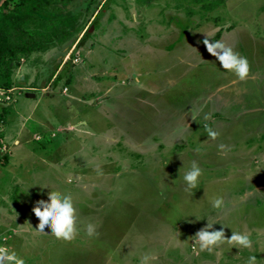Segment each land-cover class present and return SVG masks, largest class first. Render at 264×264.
<instances>
[{"label":"rangeland","instance_id":"374dc122","mask_svg":"<svg viewBox=\"0 0 264 264\" xmlns=\"http://www.w3.org/2000/svg\"><path fill=\"white\" fill-rule=\"evenodd\" d=\"M159 1L155 5L159 17L169 25L175 15L164 16L166 9L182 11V24L190 21L192 12L196 14L193 30L186 24L189 29L182 35L183 43L172 53L162 50L131 57L128 48L118 49V39L100 40L101 14L111 4L131 9L150 6L152 0H73L43 15L41 26L73 13L79 16L70 36L53 47L50 58L42 50L26 57L25 63L21 59L22 67L14 68L9 89L0 71V111H7L0 123V151L4 146L1 129L6 125L7 131L11 126L18 130V110L33 107L34 116L25 124L32 136L29 146L52 158L47 169H41L42 162L37 165L40 169L31 185L35 189L28 191L23 202L29 203L34 218L36 204L49 202L54 188L70 193L77 209L78 234L63 241L49 234L42 264H141L145 255L157 257L147 264H247L250 255L256 257V264H264V0ZM94 23L95 33L91 34L93 29L84 41L90 46L95 43L92 54L79 48L66 67L62 65L60 57ZM204 37L221 40L246 56L248 78L240 81L222 69L207 53ZM128 60L137 63L130 74L133 65H126ZM113 71L120 73L113 77ZM76 72L85 75L79 86L72 77ZM112 79L129 91L121 95L123 99L105 92ZM43 82L49 85L47 91L41 89ZM138 84L157 87L159 94L148 88L145 98L151 102L142 100ZM66 87L70 92L64 94ZM28 91H36L37 97L28 98ZM112 102L122 103L121 110H113ZM76 117L86 123L82 128L92 132L89 137L95 141V135L99 137L111 123L127 130L114 137L117 142L97 147L88 142L86 150L81 149L87 152L86 159H69L71 150L76 151L73 140L82 129H69ZM207 128L217 136L210 137ZM37 133L43 134L42 140H34ZM8 156H0V232L18 224V196L24 195L18 193V162L13 157L15 163L9 164ZM193 161L202 174L197 186L188 189L183 175ZM95 164L102 166L101 174H94ZM69 168L71 173L84 168L86 172L67 176ZM216 197L224 201L219 209L210 203ZM206 219L219 221L226 238L233 231L248 234L252 247L225 242L212 252L200 251L198 246L193 250L194 235ZM89 222L98 224V235L86 234ZM220 224L214 229H221ZM10 238L13 243L14 237Z\"/></svg>","mask_w":264,"mask_h":264},{"label":"crops","instance_id":"0c3cea01","mask_svg":"<svg viewBox=\"0 0 264 264\" xmlns=\"http://www.w3.org/2000/svg\"><path fill=\"white\" fill-rule=\"evenodd\" d=\"M158 1L159 0H152L150 4L153 5L154 7H151L150 5V6H142L138 8L132 7L131 9H129V7L126 8V7L119 6V3L111 4L112 8L105 10L101 14V17L103 18V19L101 18V22L103 23L102 25L104 26V28L102 30L100 40H104L106 38L108 39V37L112 39H118V44H117L119 46L118 49L127 50L128 48L131 52V57H135L137 55L141 56V53L142 55H144V53H147V55L150 53L154 54L162 50H164L165 53L167 52L172 53L176 45H180V44L182 45L183 43L182 35L186 34V31L189 29V26L186 24L191 25L192 29H190V31L193 30L192 20H193V17H195L194 15L196 14L192 12L193 16L192 14H190L191 15L190 21L186 22V24H182L181 21L179 22L181 18L179 17V15L182 14V11L179 10L177 12V9H166L164 16L171 17L172 15H175V19L169 25L166 23L165 19H161L159 17L160 14H159L158 8H156L155 6L157 5ZM111 11L113 13H111ZM94 25H97V24L94 23ZM123 26L124 28H122ZM93 29L94 30L92 31L91 34L95 33L96 27L94 26ZM168 32L172 34L168 35ZM84 41L81 42V39H79L78 41L76 40V43L68 47V49L62 55V57H60L61 55L57 56V58L59 57L62 58L63 60L62 65L63 64L65 65L69 57L79 48L85 49V52L88 54H92V49L95 43H92L93 45L90 46L91 45L90 43H86ZM111 41L112 40H110V42ZM55 46H52V49L49 48L50 50L49 49L47 50V53H48L47 56H49V58L51 57V54H53V50H54L53 47L56 48ZM180 50L182 51V49ZM183 51H185L184 53L187 52V50H183ZM180 55L181 54H178L176 56H179L178 58L182 59L183 61V57ZM79 59L77 57L74 59V61L77 62L79 61ZM23 60H24L23 63H25L26 59L24 58ZM58 61L59 60L56 59V62ZM126 65L132 66L133 63H131V61L128 60ZM136 66H137V63H134L133 67H130L131 71L129 72V74L132 73L137 68ZM19 67H20L19 68L20 70L22 67V62ZM68 69H69V64H67V68H65V70H68ZM77 73L79 75H77ZM119 73H120L119 71L118 72L113 71L111 75L115 77V75H118ZM72 77L76 78V82L78 86L81 85L79 84L80 80H81V83L85 81L84 79L85 75L83 74L80 75V72H76L72 74ZM23 79H24V75H23ZM43 83L44 85L41 89L42 91H47L49 85L46 82H43ZM118 84L119 83L117 81H114L112 79L110 81L109 86L105 90V92L108 95L111 94L113 96H117L118 99L120 100V98L123 99L125 97L121 95L126 94V93L129 94V91L124 89L123 85L119 86ZM138 86H142V88H138V92L139 93L142 92V95H141L142 100H146L149 103L151 101L149 98L147 99L145 98L146 93L144 92V90L149 88V90L152 93L154 94L158 93L156 91L157 87L146 86V84H138ZM31 89L36 90V91L38 90L37 87H33ZM67 89H68L67 87L64 89L63 91L64 94L70 92V91L67 92L68 91ZM36 91H33V92L28 91L26 96L30 99L36 98L37 97ZM80 93H83V92H80ZM31 94L34 96H30ZM48 94L50 95L52 93L48 92ZM105 102L108 103L109 99L108 100L106 99ZM120 104L122 105V103L120 102L119 103L112 102L111 106L113 110H116V108H118L117 109L118 111V110H121L120 107H118V105ZM96 107L98 106L96 105L95 108ZM27 109L28 110L20 108L18 110V130L16 127L11 126L9 130L7 131L6 125L1 129L2 131H4V136L3 135L1 136H2V142L4 143V146L6 145V150L1 151L0 153L4 152L3 154L4 157L7 154H9L8 156V159H10L9 164L12 163V161H14V158H16L15 161L18 162V193H24V195L22 194L18 196V220H17L18 224L16 225L15 223H12L10 224L9 228H7L8 232L7 230H5V232H0V239H4L5 245L10 246L13 250H15L18 256L25 261V264H42L40 257L41 255H44L42 254V250L48 248L47 243L50 241V239L47 237L49 234L52 235L51 230L49 229L48 234H38L36 232V227H39L41 222L36 217L33 218L31 216V210H28L29 203L28 205L25 204L23 202L24 201L23 199H26V196H27L26 194L28 193V191H30V189H31V193L33 189H35V187H32L31 185H32V178L36 170L40 169V168H36L37 165L40 162H42L45 165V167L41 169H45V168L47 169L48 166L50 165L48 161H52V158L51 156L49 157V155H41L40 152H38V149L36 147L29 146L32 136L30 135L31 133L30 129L27 128L25 124L28 119H30L31 117L33 118L34 116L33 110H35V108L27 107ZM27 112H29L28 117H25L27 115ZM48 112H49V108L45 110L44 117L46 119L50 117L48 115ZM20 120H21V126L19 127ZM46 121L48 122V119ZM81 121H82L81 117H76L74 122L71 123V125H69V129L73 130V129L82 128V126L85 125L86 123H82ZM38 123L39 125L44 126V124H42L43 123L42 121H38ZM108 128L105 129L104 133H100L99 137L95 135V139H97L96 141L93 140V138L89 137V135L91 134L93 135L92 132H89L85 130L84 128H82L81 130H78L79 131L78 136H76L73 140V142L77 145L75 146L76 151L74 152L73 150H71V153L68 154L69 159H75L77 157L86 159L87 152L86 151L81 152V149L86 150L85 145L88 142L94 143L95 147L98 146V143L113 142V141L117 142L118 139H115L114 137H117V134H121L122 131L127 130L126 128H123L120 130L118 129L117 126H113V123H111V126L108 125ZM115 129H118V131ZM128 134L131 136L133 133H128ZM53 135L55 136V134ZM33 138H35L34 140L36 141H40L43 139V134L37 133ZM15 148L17 151L16 156L13 155ZM41 153H44V152L41 150ZM10 154H12V156H10ZM64 159L65 158L63 157L62 160L64 161ZM84 166H86L85 163H84ZM94 166L98 168V169H95L96 171L94 172V174L95 173L101 174L103 171L102 166L101 165L97 166L96 164ZM67 170H68L67 176H71L72 174L77 175L80 172L82 173L86 172L84 171L85 168L83 170H79L77 174L76 172L71 173L70 168ZM77 186L80 187L81 185H77ZM12 220L13 219H9V221H12ZM11 236L14 237L13 243L11 242V238H10ZM57 240L63 241V239L56 238L55 241ZM39 241L41 243H39ZM37 249H39L41 252H38ZM50 264H52V262H50Z\"/></svg>","mask_w":264,"mask_h":264},{"label":"clouds","instance_id":"9594fccd","mask_svg":"<svg viewBox=\"0 0 264 264\" xmlns=\"http://www.w3.org/2000/svg\"><path fill=\"white\" fill-rule=\"evenodd\" d=\"M203 45L207 53L216 58L222 69L234 74L240 81L248 78L250 65L246 56L227 46L221 40H210L208 37H204ZM206 130L210 137L215 138L217 136V133L211 128H207ZM220 147L224 148L225 146L220 145ZM201 174L202 169L193 161L191 167L183 175V181L188 189L197 186L198 178ZM49 187H44V189ZM210 203L213 208L219 209L222 207L224 201L222 197H216ZM33 215L41 222L40 226L36 227L38 234H48L50 229L51 234L57 239L72 240L79 232L77 209L73 196L70 193L52 188L49 202H38ZM215 224L220 223L217 220H207L206 225L196 232L193 240V250L198 246L200 251L212 252L215 247L225 242L242 248L252 247L253 241L248 234L233 231L230 238H226L223 230L224 226L220 224L222 226L221 229L216 230L213 227ZM97 227V223H87L85 226L86 234L90 237L98 235L96 231ZM156 259L157 257L154 255H145L142 258L141 264H147L149 260ZM0 264H25V261L10 246L0 245ZM247 264H256V257L250 255Z\"/></svg>","mask_w":264,"mask_h":264},{"label":"trees","instance_id":"16d2710c","mask_svg":"<svg viewBox=\"0 0 264 264\" xmlns=\"http://www.w3.org/2000/svg\"><path fill=\"white\" fill-rule=\"evenodd\" d=\"M71 1L0 0V71L4 74L7 89L11 88L13 70L17 64L18 67L21 65V59L36 51L48 50L70 36L79 19L77 13L60 17L43 26L41 22L49 8ZM92 27L81 38V42L93 30ZM6 112L0 114V123L4 122Z\"/></svg>","mask_w":264,"mask_h":264},{"label":"built area","instance_id":"2783aa9c","mask_svg":"<svg viewBox=\"0 0 264 264\" xmlns=\"http://www.w3.org/2000/svg\"><path fill=\"white\" fill-rule=\"evenodd\" d=\"M7 99H10V96L9 95L7 96ZM5 150H6V145L3 147V150L2 151H5ZM0 154H1L0 156L3 157L4 152H2ZM0 245H5L4 239H0Z\"/></svg>","mask_w":264,"mask_h":264},{"label":"water","instance_id":"95a60500","mask_svg":"<svg viewBox=\"0 0 264 264\" xmlns=\"http://www.w3.org/2000/svg\"><path fill=\"white\" fill-rule=\"evenodd\" d=\"M92 28H94V27H92ZM30 96H34V95L31 94Z\"/></svg>","mask_w":264,"mask_h":264}]
</instances>
